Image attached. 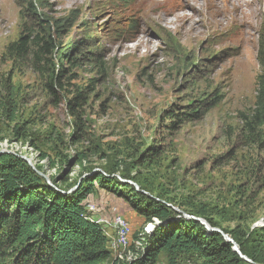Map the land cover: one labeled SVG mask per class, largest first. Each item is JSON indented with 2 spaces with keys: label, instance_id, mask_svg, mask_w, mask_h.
Segmentation results:
<instances>
[{
  "label": "rangeland",
  "instance_id": "374dc122",
  "mask_svg": "<svg viewBox=\"0 0 264 264\" xmlns=\"http://www.w3.org/2000/svg\"><path fill=\"white\" fill-rule=\"evenodd\" d=\"M26 1L0 0V94L6 78L19 90L15 120L0 112V149L29 157L64 180L67 192L95 169L131 177L181 215L203 209L237 231L264 221V149L239 135V113L252 107L262 70L264 0L237 9L228 0H36L48 19L76 16L59 34L61 51L94 57L70 66L65 60L75 88L88 92L84 130L76 134L66 95L55 102L28 65L14 67L4 56ZM214 96L200 120L168 128L164 116ZM119 191L95 187L89 201L105 229L114 207L123 216L130 250L144 239L147 220L138 209L148 197ZM109 249L116 259L117 249ZM156 264H169L165 253Z\"/></svg>",
  "mask_w": 264,
  "mask_h": 264
},
{
  "label": "trees",
  "instance_id": "16d2710c",
  "mask_svg": "<svg viewBox=\"0 0 264 264\" xmlns=\"http://www.w3.org/2000/svg\"><path fill=\"white\" fill-rule=\"evenodd\" d=\"M22 8L24 15L20 18L25 21L21 22L16 39L6 45L4 56L14 67L28 65L55 102L59 101L60 93L66 95L65 106L74 119V133L82 132L88 92L75 88V75L69 72L68 66L79 59L94 60V57L87 51L73 57L71 52L61 51L59 41V34L73 25L76 16L48 19L36 0H27ZM257 60L262 70L256 77L252 107L239 113V135L246 143L264 149V39L259 42ZM1 92L4 93L0 94V112L14 121L19 90L6 78ZM218 100L214 96L207 101L193 102L183 111L171 112L163 119L168 118L169 129L200 120ZM34 165L44 172L41 165ZM88 173L67 192L59 184L64 180L50 177V185L19 156L0 153V264H156L161 252L166 254L169 264H251L220 233L208 231L199 222L174 212L159 196L138 192L132 185L123 183L121 177L117 180L106 171ZM128 180L133 181L131 177ZM95 187L118 194L123 187L134 194L147 195L145 206L138 210L146 220L158 219V224L144 234L141 243L131 247L134 257L128 263L112 257L101 226L85 217L83 202ZM183 212L199 216L210 226L221 229L254 263L264 264V225L237 231L223 226L203 209Z\"/></svg>",
  "mask_w": 264,
  "mask_h": 264
},
{
  "label": "bare ground",
  "instance_id": "6f19581e",
  "mask_svg": "<svg viewBox=\"0 0 264 264\" xmlns=\"http://www.w3.org/2000/svg\"><path fill=\"white\" fill-rule=\"evenodd\" d=\"M231 1L232 4L234 5V7L237 9L238 7L242 6V5H250L251 1L250 0H228ZM166 14H169L170 12H165ZM251 13H254V9L251 10ZM185 15L184 13H179V15ZM243 15H248V14H243ZM182 20L184 19H191L190 17H182L180 18ZM89 206H94L93 202L89 201ZM91 211L90 210H86L85 213V217L91 221H94L96 223H98L101 228L102 231L107 239V243H108V247H112L115 246V248L117 249V253H116V259L119 262H129L133 257H134V253L133 251L130 249H126L124 248L123 250V242L125 240V236H126V244L128 241V236H129V232H130V228H128L127 233H126V226H119V229L117 230V232L115 231H106V229L104 228L105 226V220L104 219H100V221H98L97 219L93 218L91 215ZM158 224V219L155 217H151L149 220H147L142 229H141V233L145 234L152 231L153 228ZM258 225H264V221H260L258 222ZM257 225V226H258ZM110 226H117V214H115L111 220ZM116 243V244H115ZM115 249V250H116ZM125 256V257H124ZM124 257V258H123ZM128 258V259H125ZM124 260V262H123Z\"/></svg>",
  "mask_w": 264,
  "mask_h": 264
},
{
  "label": "water",
  "instance_id": "95a60500",
  "mask_svg": "<svg viewBox=\"0 0 264 264\" xmlns=\"http://www.w3.org/2000/svg\"><path fill=\"white\" fill-rule=\"evenodd\" d=\"M0 153H13L17 156H19L20 158H22L37 174H39L45 181L46 183L52 185V182L50 180V177L48 175H46L45 173H43L42 171H39L38 169H36L35 165L33 164V162L31 161V159L25 155H21V154H18V153H14L12 151H8V150H4V149H0ZM95 171V169L93 170ZM123 183H128L130 185H132L138 192H141V193H146L144 190H141L138 186V184L132 180H128V179H120ZM76 186L73 187V189L75 188ZM184 217L188 218V219H193L194 221H197L199 222L200 224H202L208 231H216L218 233H220L223 238L231 243L232 245V249L242 258L244 259L245 261L251 263V264H257V263H254L250 258H248L245 254H243L237 243L226 233H224L221 229L217 228V227H213V226H210L203 218L199 217V216H194V215H189V214H183Z\"/></svg>",
  "mask_w": 264,
  "mask_h": 264
},
{
  "label": "built area",
  "instance_id": "2783aa9c",
  "mask_svg": "<svg viewBox=\"0 0 264 264\" xmlns=\"http://www.w3.org/2000/svg\"><path fill=\"white\" fill-rule=\"evenodd\" d=\"M90 195H92V193L88 195V200H86V201L83 202L84 207H85L86 210H90L91 212H94L95 219H97L98 221H100V219H104V218H102V215H100L98 213V210H99L98 209V206H89V198H92V197H90ZM114 211L117 214V226H110L108 224V226H106V231H115V232H117V230L119 229V226H126V233H127V230L129 228L128 222L123 218V216L121 214H119L117 212V210H116L115 207H114ZM121 243H123V250H124V248L126 246V236H125V240L123 242H121ZM114 251H115V246H113V252H112V254L114 253Z\"/></svg>",
  "mask_w": 264,
  "mask_h": 264
},
{
  "label": "crops",
  "instance_id": "0c3cea01",
  "mask_svg": "<svg viewBox=\"0 0 264 264\" xmlns=\"http://www.w3.org/2000/svg\"><path fill=\"white\" fill-rule=\"evenodd\" d=\"M114 207V206H113Z\"/></svg>",
  "mask_w": 264,
  "mask_h": 264
}]
</instances>
